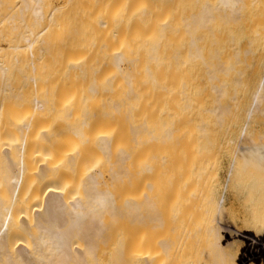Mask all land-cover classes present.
<instances>
[{"label": "bare ground", "instance_id": "1", "mask_svg": "<svg viewBox=\"0 0 264 264\" xmlns=\"http://www.w3.org/2000/svg\"><path fill=\"white\" fill-rule=\"evenodd\" d=\"M20 1V14L23 15V21L19 25L21 24L20 27L22 29L20 30L22 32L15 45L9 44V47L6 48L0 45V68L6 71L11 59H13L14 62L12 61L11 63V65H14L13 69H15V64H17V67H21L22 70L26 69L27 72L29 71L27 75L31 76L29 77L32 79V82L30 81L31 85L46 86L49 90L47 91V102L45 105L41 100L32 99L31 108L26 106L24 108V105H22L18 109L16 107L20 105L18 102L16 103V99L19 100L20 95L17 94L14 97L12 95L13 91L12 94H8V90H4L5 95L0 103V163H3L5 168L4 179L0 177V262L3 264L4 262L6 264H93L97 258L92 244L95 245L94 239L96 240V236L98 240L100 236H104L101 234L105 231V229L103 230V226L106 222L102 224L101 219H103V216L101 217V215L103 211L110 209L114 212L115 216L114 210H116L118 204L113 202V199L118 195L121 196V202L124 203L119 205V208L120 206L121 208L124 206L122 211L127 215L125 217L118 216L120 219L124 218V220L127 217V230L132 225L133 228L131 226V229L133 231L131 232V236L127 238V234L125 240L123 239L127 241V243L125 242L126 244L120 243L119 247H121V250L118 257H115V261L119 260L118 262H120L121 260L120 264H123L122 248L124 247L123 244H125L129 248L131 246L130 249H132L131 264H150V256L147 254L146 238L144 237L146 235L145 233L143 234L142 230L145 231L144 224H147L145 218L151 219V214L150 212H143V209L147 205L146 198L152 197V192L155 188L153 186L150 190L149 186L148 191H150L151 196H148L150 195L149 192H147L148 195H145L146 188L144 186H148L147 180H150V178L147 179L148 175L146 176V173L148 174L149 166L151 165L152 167V163L150 164L152 161L147 159L145 163L142 160L144 158L143 154L146 155L144 152L146 147H143L145 150H143L142 155L138 150V145H140L141 141L145 142V140H148L149 142L148 137L147 139L145 137V140H143V133L145 134L147 130V136L150 135L151 137L152 134L150 130L152 126L150 124L148 130V110L146 111L144 102V100H148L147 94H150V92L148 91L149 89L145 90L144 87L151 86V91L153 92L156 90L153 89V86L155 88L157 86L160 89V92H158L161 95L157 94V91L153 95H156V99L161 96L159 97L160 108L165 113L163 114V118L159 117L161 120H164H162L165 123L163 125L166 126L163 133H161L165 139L163 145L167 144V140L170 141L172 139L175 144L177 143V146L180 147V144L182 146V142L178 144V139L186 133L185 130L183 131V128L187 129V125L184 126L185 124L181 123L186 121L184 115L186 112L184 114L180 113L182 109L180 98L185 95L183 91L184 87L187 88V84L185 79L180 75L181 65L183 64L180 63L178 56L189 55L191 58L204 61L212 80L218 78L216 75L218 72L226 75L229 74L237 64H242L238 58V54L234 55L236 61H225L215 65L203 53L202 47L198 44V36L201 35V32L203 33L207 30H209L207 32H210L212 25L217 22L218 24L223 22V26H229V24L232 26V23L233 25L240 24L239 22L243 21V18L246 17L247 9L253 6V4H258L261 0H213V2L208 0V3L205 2V5L200 6L201 8L198 11H192L188 14H185V7L187 5L191 6L192 2L194 5L195 0ZM195 3L198 2L196 1ZM222 7H227L225 8L227 9L225 14H223L222 10L220 11V9H223ZM218 11L219 13H217ZM26 13H30V17ZM24 15L30 19L28 20L26 17L27 20H25ZM138 17H140L142 25L139 23ZM3 27L4 25L1 23L0 40ZM213 28L212 31H214ZM138 29L141 33H139ZM207 32H204V34ZM181 41L184 43L183 47H181ZM255 42L254 39L250 40L249 46H253ZM250 53V50L245 51L246 55ZM215 66L217 69L211 71ZM262 82L264 89V78ZM75 86L80 88L81 97L78 101L63 97V95H66L65 90L67 88H74ZM187 86L190 88L189 85ZM59 88L64 89L61 91ZM143 90L145 93L148 91L144 95V100L142 97ZM213 90L217 95V106L211 111L222 120V117L229 111L228 107L221 104L223 97L226 95V84L214 85ZM66 91L68 92V90ZM60 92L62 93L60 94ZM153 99L152 96L151 104H154ZM156 99L154 101L157 102L158 100ZM7 100H15V102L11 101L9 103L17 104V106L14 107L13 104H9L8 106ZM262 100H264V95L257 91L254 94L255 105ZM98 101H100V104H97ZM151 104H148V106H151ZM95 106L100 107L96 108L101 110L102 115H97L96 117L97 112L100 114V111L95 110ZM26 108L31 109V113L35 110L47 113V116H52L53 114L60 116L61 114L64 117V115H69L73 111L74 113L77 112L78 115H87L85 117L91 118L90 125L94 129L91 127L90 132L92 130L94 134H98L96 135L97 139H94L95 142L98 140L96 142L97 145L93 143L96 148L92 147L93 151L96 149V154L99 156L97 157V162L100 161L99 164L96 163L98 166L94 165L98 168L100 165L99 169H103L106 165L105 168L107 169L104 168L103 171L91 170L92 173L88 171L93 165L92 162L87 163L90 157L89 153L91 152V155L92 151H86V149H89V143H92L93 139L90 142L87 140L90 132L86 128V125L84 131L86 133L89 132L88 134L84 133L83 128L80 127L82 128L80 129L79 126L77 128L80 130L78 129L77 131L76 129V132L81 139L88 142V145L84 142L85 145L82 146V149L80 147L72 151H65L61 150V148L59 149V147L49 146L51 142V137L48 135L49 131L43 129L40 136H38L39 140L36 141L37 143H35L36 145L31 151L35 162L31 159L34 164L30 169L35 173V178H37L34 182H31L30 186L24 187L23 175L25 174V170L26 172H30V169H28V165L27 170L26 166H23L27 162L22 164V161L24 159L26 161L25 155L27 151L29 152V149L25 144L24 152L27 149L21 159L24 147V141L21 140H24V138L12 143L9 138L6 139V134H13L14 128L22 127V123L18 122L19 119L18 117L16 119L15 115L19 114L22 110L25 111ZM92 108L96 111L95 116L93 115L95 112L94 110L92 111ZM11 109L12 111H10ZM9 112L11 113L10 115L13 114L12 117L9 115ZM104 112L108 114L106 116H109H104L105 120H103ZM7 114L9 118L5 117ZM90 114L94 117H90L92 116ZM152 116H155V114ZM4 117L8 126L10 125L13 128L7 127L3 120L5 119ZM109 119L117 121L114 122L112 120L111 122ZM93 120L97 122L94 121V123ZM169 121L171 122L169 123ZM102 122H104V125ZM116 122L117 124L120 122L121 128L124 127L125 129H119V125H116V128ZM179 122L180 129L178 126L177 128L175 126ZM191 123L188 124L190 125ZM111 126L112 128L114 126L115 129L111 130ZM191 130L192 128H189L190 134ZM107 131L109 132L107 133ZM185 135H188V133ZM162 138L160 137V139ZM192 139L194 141V137ZM183 142L185 144L186 142L190 143L184 139ZM145 143L146 145L148 144L147 142ZM175 144L172 145L176 147ZM191 144L192 142L190 146ZM36 146L37 149H35ZM190 146L189 149L192 148ZM140 148V150L143 149L141 145ZM160 150L163 149L160 148ZM169 154L171 155V151ZM163 156L161 153L160 158H163ZM174 157L173 163L177 161L176 167L174 166L176 168V177L172 171L174 169L173 163L170 165V161L166 157L167 164L163 162L167 169L170 166L172 167L171 170L167 171L164 169L165 165L162 167L163 165L160 161L162 170L164 169L167 173L169 171L173 172L176 179H174L176 184V199L174 203L177 214L176 226L173 230H168L164 234L165 240L169 242V232L171 231L174 240L168 244L162 237L164 252L160 255L161 259L155 264H193L188 250L190 244L187 245V248V241L184 239L183 234L187 227L181 224L179 217L183 215L185 194H187L188 188L190 190L189 185L192 188L195 186V165L187 163L177 150ZM243 157L247 161L252 160L257 164L262 163L264 161V145L261 149L245 152ZM100 158L104 159L103 164L102 160H99ZM27 161L28 163H32L29 160ZM58 161L62 162L63 168L71 167L69 168L71 170L79 168L80 172L83 171V175L81 176L83 181L82 191H84V193L82 192V200L81 197H78L79 199L67 197L68 195L65 193V186L62 181L65 172L64 169L61 170L62 172L60 171L61 164ZM168 163L170 166H167ZM88 165L91 167L89 168ZM104 171L108 172L106 174L108 176L105 175ZM59 172L60 174L63 173L61 178L59 177ZM162 172L164 174V177L162 174L163 179L171 174L169 172V175H166V172ZM101 186L104 189H100ZM122 196L126 199L125 202H123ZM27 199H41L42 202L40 210L33 207V223L36 228L32 230L31 228L33 227L30 226L32 223L29 221L30 217L27 216V207H30ZM71 199L72 201H70ZM113 207L115 208L113 209ZM119 208H117V214ZM144 213L150 215L145 217L147 214L144 215ZM163 220L162 217L156 219L158 223H161ZM19 230L20 232H28V235L34 239L33 243L35 244L32 245L35 246L34 250H29L23 243H18L19 247H16L15 251L14 245L16 246V244H14V240L16 241V239L13 238H15L14 233L19 232ZM33 230H39V234L37 235L38 232L34 233V237H32ZM129 231L128 233H130ZM11 232L14 233L11 234ZM99 233L100 235H98ZM167 234L168 238H166ZM175 236L179 239L181 238L180 241L182 242L178 243L179 239L175 240L177 239ZM78 238L81 239L84 245L86 244L87 248L80 247L81 244H79V247L78 244L73 246V243H75L74 239L78 240ZM246 239L248 244L243 249L244 258L239 264H247L249 262H251L249 264H253L252 261L259 258L260 253L264 254V232L258 236L249 234L246 236ZM86 249L87 251L89 250L88 253ZM86 254L92 260L94 259V262L90 258L92 262H87L84 259L87 258L84 257L87 256ZM205 255L211 258L212 264H226V253L223 252V246L219 242L211 245V248L205 252ZM95 264H99L98 261ZM124 264L126 263L124 262Z\"/></svg>", "mask_w": 264, "mask_h": 264}, {"label": "rangeland", "instance_id": "2", "mask_svg": "<svg viewBox=\"0 0 264 264\" xmlns=\"http://www.w3.org/2000/svg\"><path fill=\"white\" fill-rule=\"evenodd\" d=\"M196 1L198 3H195ZM207 1L208 0L206 1L195 0L194 2L195 6L193 5L192 2L191 3L192 7L188 5L185 7V14H188L189 12L191 13L192 11L194 12L198 11L202 7V5H205V2L208 3ZM210 1L213 2V0ZM20 3H21L20 0H0V24L3 23L4 25L3 31L1 32L2 37L0 40V45L2 47L5 48L9 47L8 46L9 44L15 45L20 38L21 35L20 33L22 32V30L20 29H22V27H20L21 24L19 25V23H22L23 21V15L20 14L21 13ZM222 8L223 9H220V11L222 10L223 14H225L227 12V9L225 8L227 7H222ZM217 13H219V11ZM27 15L29 16L30 13ZM28 16L26 17L29 20L30 18H28ZM245 16L246 17L243 18V21L239 22L240 24L237 25H233L232 23L231 24L232 26H230V24L229 26H223L222 21H221L222 23L220 22L221 24H218L217 22L212 25V28L214 27L213 28L214 31H212L211 28L210 32H207L209 31L207 30L204 31L207 32L206 34H204V32L203 33L201 32V35L198 36L199 37L198 44L200 47H202L203 53L209 60H212V62L215 65L221 64L222 62L225 61L227 62L236 61V57L234 55L238 54V58L240 59L242 64H237L234 67V70H232L229 74L226 75L224 73L218 72L216 73L218 78L216 80H212L210 78L208 68L205 65L204 61L191 58L189 55L178 56L180 63L183 64L181 65L182 67L180 69V75L185 79L186 84L189 85L191 88L190 90V88L186 85L187 88L184 87V91H183L185 95L181 96L180 98V105L182 107L180 113L184 114V112H186L184 114L186 117V121L181 123H184L185 124L184 126L187 125L186 126L187 129L183 128V131L185 130L186 132L185 134L188 133V135L185 134H183L184 136L181 135V137H179L178 139V144L179 142L180 143L182 142V146L181 144L180 147L177 146V143L175 144L174 140L172 139H170V141L167 140L166 141L167 144L163 145V143H165V139L161 133H163L166 126L163 125L164 120L162 119L163 120L162 121L160 118H163V114L165 113H163L164 111L163 110L161 111L160 108L161 104L159 97L161 96L157 97L156 99V95H155L156 91L157 94L160 92L159 91L160 89L157 86L156 88L153 86V89L154 90L156 89L155 92H153L151 91L152 90L151 86L144 87L145 90L149 89L148 91L150 92V94H147L148 91L145 93V91L143 90L142 97L144 100L145 99L144 95L147 94L148 102L145 100L144 102H145L146 111L148 110L147 112L148 130L150 126H152L150 130L153 136L152 134L151 137L150 135L147 136L146 133H148V131L146 130L145 134L143 133L144 135L143 140H145V137L146 139L148 137L149 142L148 140H145V142L148 143L147 145L144 141L143 142L141 141L140 143L142 148L146 147L145 148L146 150L144 148L140 150L141 149L140 145H138L139 148L138 147L137 148L140 151L139 153L141 155L143 154V150H145L144 152L146 155L143 154L144 158L142 159L144 162L147 159L152 161L150 162V164L152 163V167L150 165L149 166L150 169L147 168L151 172L147 171L148 174L146 173V176L147 175L149 176V177L147 176V179L150 178V180H147L148 186L146 185L144 186V188H146L145 195H148L147 192H149L150 195L148 196H151L150 191H148L149 186H150V190L151 187L153 188V186L155 189H153L152 197L146 196L147 205H145L143 209L144 210L143 212H148V213L150 212L151 215L147 213H144V215L147 214L145 217L150 215L151 219L148 217L145 218L147 224H144L145 231L142 230L143 234L145 233L146 235L144 237L146 238V249H147V254H149L150 256L149 258L150 264H155L157 261L161 259L160 255L164 252L162 237L164 241H166L164 238V234H166L168 230H173L176 226L175 224L177 221V214L174 208V203L176 199V184L174 181L176 177V168H174V166L176 167L177 161L173 163V159L175 160L174 156L176 150L179 153H181V156L186 160L187 163H193L195 165L194 168L195 186L194 188H192L191 185H189L190 190L188 188L187 194H185V205H184L185 208L183 209V213H182L183 215L179 217L181 219V224L187 227V229H185V232H183V234H184V239L187 241L186 247L188 248L187 245L190 244L188 250L190 252V258H192L193 260V264H212L211 258L206 257L205 252L211 248V245H213L214 243L217 244L218 242L223 246V252L226 253V264H239V262H241L242 259L244 258L243 249L248 244L246 236L249 234H254L258 236L264 232V161L260 164H257L254 163L252 160L247 161V159L243 157V154H245V152L249 150L261 149L262 146L264 145V100L260 101L257 105H255V101H254V94L257 91H259L262 95H264L263 82H262L264 78V0H261L256 5L253 4V6H250L246 11ZM26 17L24 18L25 20H27ZM138 18H139V23L141 24L140 17ZM13 23H17V24H13ZM16 27L18 28L16 29ZM139 33H141V31ZM253 39L256 41L255 44L253 46H249L250 40ZM180 44L181 47H183L182 45H184V43L182 41ZM246 50H250L251 53L249 55H246L245 54ZM12 61L13 59H11L8 68H6V71H3L0 68V103L2 102V99L5 95L4 90H8V94H12L13 91L12 95L14 97L17 94L20 95V99L19 100L16 99V103L18 102L20 106L16 107L17 106L16 103H15L16 105H14L13 103H9L11 101L15 102V100H7L8 106L9 104L10 105L13 104V106L18 109H20L22 105H24V108L25 106L30 107L32 105L31 102L32 99L41 100L45 105V103L47 102V98H46L47 91L49 89L46 86L41 87L37 85H31L30 81L32 82V79L29 78L31 76L27 75L29 74L28 73L29 71L27 72L26 69L22 70L21 67H17V64H15V69H13L14 65L12 64L13 65L12 67L11 65ZM216 69L217 68L215 66L211 69V71H214ZM23 71L24 72L26 71L25 72L26 75ZM222 83L226 84V95L223 97L221 104L223 106L228 107L229 111L222 117L221 120L211 110L215 109V107L217 106L216 104L217 95L213 90V86L221 85ZM59 89L63 91L64 88H59ZM66 90H68V92ZM66 90H65L66 95H63V97H67L69 100L78 101L79 98L81 97L80 88L76 86L74 88H67ZM61 93L62 92H60V94ZM153 93L155 94L153 95ZM152 96L154 98L153 99L154 104H151ZM8 99H12V98H8ZM155 99L158 101L157 102L154 101ZM98 103L100 104V101H98L97 104ZM155 103L157 106L155 105ZM148 104H151L152 107L150 105L148 106ZM96 107L99 106H95V110L97 109ZM186 108L188 109V111ZM12 109L10 111H12ZM76 110H78V108H76ZM93 110L94 108H92V111ZM95 110H94L95 113L92 112L94 116L96 114ZM97 110L100 111V114H98L97 112L96 117L97 115H102L101 110L99 109ZM105 113L106 112H104V114ZM10 114L11 113L9 112V115ZM154 114L155 116H152ZM12 115L10 116L12 117ZM17 115H15V118L17 119L18 117L19 119L18 122L22 123V127L14 128L15 131L13 134L12 133L6 134V139L9 138L10 141L13 143V142H18L19 139L21 140V138H24V140L23 139L21 140L24 141V143L22 142L24 147L22 146L23 155L21 156V159L24 156L26 149L28 148L29 152L27 151L25 155L26 161L25 159L22 161V164L27 162L23 165L24 167L26 166V169L28 165H29L28 169H30V167L35 162L34 158L32 157L33 153H31V151L33 147H35L36 145L35 143H37L36 141L39 140L38 136H40L41 131L43 129H45V131H49L48 135H50L51 137L50 139L51 142L49 146L55 148L59 147V149L61 148V150H65V151H72L80 147L82 149V146L85 145L84 142H86L85 140L81 139V137L77 134L76 129L78 131V129L82 127L84 131L86 125V128H88L90 132L91 127L93 128V126L90 125L92 120L91 118L85 117L87 115L85 116L78 115L77 112L74 113L73 111H71L69 115H64V117L63 115L61 116V114L60 116L57 114L56 115L53 114L52 116H47V113H42L35 110H33V112L31 113V109L26 108L25 111L22 110ZM93 115L90 117L93 118L94 117ZM106 115L108 114L103 115V117ZM149 115L151 116V118H149L150 117ZM5 117L9 118L8 114L7 116L5 115ZM100 117L102 118V116ZM6 118L3 120L4 123H6L7 127H9L10 125L8 126L7 122H5ZM110 118L112 117L110 116ZM151 119H153L154 121ZM103 120H105V117L103 118ZM109 120H111L112 122V120L114 119H109ZM94 121L96 120H93V122ZM115 121L117 120H114V122ZM1 122L3 123V121ZM18 122L17 124H19ZM170 122L171 121H169V123ZM102 123L104 125V122ZM188 123L191 124L189 125ZM119 124L120 122H118V124L116 122L115 127L117 128L116 125ZM11 125L16 126L14 124ZM179 125L180 122L179 124L175 125L176 128L177 126L179 127ZM78 126L79 128H77ZM119 126L118 128L120 129L121 125ZM9 128H13V127L10 126ZM97 128L95 127V129ZM113 128L111 126V130ZM122 128L121 130H123ZM189 128L190 129L192 128V130H194V131L191 130V134L189 133L190 132ZM102 130L104 131V129ZM108 130H110V128H108ZM108 132L109 131H107V133ZM118 132L120 134L119 130ZM84 133L86 132L84 131ZM89 134H90L88 135L89 138H87L89 142L91 139H93V141L94 139L95 140L97 139L96 135L98 134H94L92 130ZM192 135L194 137V141L192 139L193 138ZM182 136L185 141H189L190 143L192 142L193 146L192 144L190 146V143L187 142L185 144L183 142ZM160 137L161 138L163 137L162 138L163 141L162 139H160ZM93 141L92 143L91 142L89 143L90 144L89 149H86V151L87 150L92 151L91 155H90L91 152L89 153L90 157H89V161H87V163L89 162L93 163L92 167L88 165L89 168L91 167L90 169H88L89 173H92L93 170L103 171V169L106 167L105 163L107 162L106 161L104 163L105 167L103 169H99L100 165L99 168L96 167L98 166L96 165V163L99 164L100 161L97 162L98 160L97 157L99 156L98 154H96V149H95L96 146H94L93 143L98 142V140L96 142ZM171 143L175 144L176 147ZM240 143L241 145H239ZM25 144L27 148L25 149L24 152ZM187 144L189 145L187 146ZM86 145H88V142H86ZM95 145H97V143ZM92 146L95 147L94 151ZM189 146L190 148L191 147L192 148L189 149ZM160 148L163 150H160ZM35 149H37V146ZM170 151L172 156L169 154ZM161 153L162 156L164 155L163 158L165 157L164 160L162 157L160 158ZM168 156L173 157L172 160H170L171 157L169 159ZM166 157L168 161H170V165H172L173 163L172 166L174 169H172L169 163L167 166H170V168L167 169L165 165L167 161ZM31 159H33L34 162L31 161ZM27 160H29V162L31 161L32 163H28ZM99 160H102L101 162L103 164L104 159L100 158ZM160 161L163 165L162 167H164L165 165L164 169H166L167 171L169 169L170 170L172 169L175 177L173 175V172L171 173V171H169L171 173L169 175V172L167 173V171H165L164 169L162 170V168L160 167L161 166ZM59 164H61L60 171L64 169L65 172L62 181L65 186V191H66L65 193L68 195L67 197L69 198L81 197L82 200V196H83L82 194L84 193V191H82L83 181L81 179V176L83 175V171H81L82 172L81 173L79 171V168L77 169L75 168L74 170L69 169L71 167L63 168L62 162H59ZM108 167L110 168V166ZM4 170H5L4 164L0 163L1 179H4L5 176ZM162 171H164V173L166 172V175H169L170 177L165 175L167 178L163 179L164 174ZM104 173L105 175L108 174V172L106 173L105 171ZM61 175H63V173L60 174L59 172L60 178L62 177ZM23 176H24L23 177L24 187L30 186L31 182L32 181L34 182L37 178V177L35 178V173L31 171V169L30 172L29 171L26 172L25 170V174ZM100 189H104V187L101 186ZM120 197L121 196L116 195V197H114L113 199V202L118 204L117 208H119V205L124 204L121 202ZM122 199L123 202L126 201L124 197ZM70 201H72V199ZM27 202L29 203L30 206L27 207L28 208L27 216L31 218V220L29 218V221L30 223H32V225H30L31 227H33L31 228L32 230L36 228V226H34L33 223V217H34L33 207L34 209L36 207V209L40 210L42 208V205L40 206L42 202L41 199H35V200L27 199ZM115 207H113V209ZM117 208L116 210H114L115 216H114V212L110 209L103 211L101 215V217L103 216L102 217L103 219H101V221L102 224L105 222L107 223V224L105 223L104 226L102 225L103 230L105 229V231L104 233L102 232L101 235L104 236H100L98 240L96 236L97 242L94 239L95 245L92 244V246H94L95 248L97 260H95L94 262V259L92 260V258L88 257V254H86L87 256L84 257L87 258L84 259L87 262L93 261L94 262L93 264H95L98 261L99 264H117V263L120 264L121 260L120 262H118L119 260L115 261V257H118L119 251L121 250V247H119L120 243L121 242L127 243V241H124L125 237L127 234H128L127 238L128 236H131L132 235L131 232L133 231V229H131L132 225H130L129 229L127 230L128 228L127 217L126 220H124V218L120 219L119 217V216L125 217L126 215L122 211L124 206H122V208L120 206L121 210L120 208L118 210L119 212H122L120 214L119 212L117 214L116 212ZM217 216L218 218H216ZM161 217L164 220L161 223H158L156 219ZM148 219L151 221H149ZM124 227H125V231H124ZM128 231L130 233H128ZM12 233L14 232H11V234ZM32 233H33L32 237H34V233L35 234L37 233L38 235L39 230L38 231L33 230ZM171 233L172 232L170 231L169 242L166 241V243L168 244L172 243L174 240V237H172ZM14 235L15 238L13 239H16V241L14 240L15 243L13 242L14 244H16V246L14 245L15 251H16V247H19L18 243L19 244L23 243L25 247L29 248V250L35 248V246H32L35 244L33 243L34 239H32L28 235V232L27 233L25 231L20 232L19 230V232L17 231V233H14ZM98 235H100V233ZM166 238H168V234L166 235ZM176 238L177 239L175 240L179 239L178 237ZM75 239H74L75 243H73V246H76L78 244L79 247V244H81L80 247L82 248L86 247V244L84 245L81 242V239L79 238L78 240ZM83 239L85 238L83 237ZM180 240L181 238L179 239L178 243L182 242ZM175 242L177 243V241ZM125 244H123L124 247L122 246L123 257L122 256L121 257L126 264H131L130 262L133 255L132 249H130L131 246L129 248ZM88 251L86 249L87 253ZM91 257L93 256L91 255ZM89 258L92 261H90ZM252 263L264 264V254L260 253L259 258L253 260ZM0 264L3 263L0 262ZM4 264L6 263L4 262Z\"/></svg>", "mask_w": 264, "mask_h": 264}]
</instances>
